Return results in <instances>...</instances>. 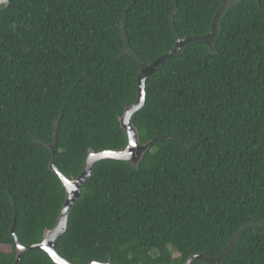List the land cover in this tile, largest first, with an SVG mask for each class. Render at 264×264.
Returning a JSON list of instances; mask_svg holds the SVG:
<instances>
[{
    "label": "trees",
    "instance_id": "1",
    "mask_svg": "<svg viewBox=\"0 0 264 264\" xmlns=\"http://www.w3.org/2000/svg\"><path fill=\"white\" fill-rule=\"evenodd\" d=\"M168 55L132 119L149 150L95 165L57 251L264 264V0H0V264L17 262L13 231L31 247L57 226L54 164L77 179L91 153L127 148L142 70Z\"/></svg>",
    "mask_w": 264,
    "mask_h": 264
},
{
    "label": "water",
    "instance_id": "2",
    "mask_svg": "<svg viewBox=\"0 0 264 264\" xmlns=\"http://www.w3.org/2000/svg\"><path fill=\"white\" fill-rule=\"evenodd\" d=\"M182 45L184 44L180 43L178 48L181 49ZM179 49L175 53H178ZM169 56L170 55L163 57L162 59L158 60L154 65L146 67L142 70V73L139 77V98L133 106L129 107L126 110L124 116L120 120L122 127L124 128V130L126 131L129 137V144L125 150L91 153L86 161L82 174L77 179H71V180L68 179L64 174L59 172V170L55 167L54 164V170L58 173L60 179L62 180L63 186L66 190V201L62 209L59 222L54 229L45 232L42 243L31 247L23 246L20 240L18 239V237L16 236L15 231H13L17 243V262L15 264H19L24 253L36 249L45 251L55 264H72L68 260L64 259L58 253L56 245L58 240L68 231L69 218L74 206L76 205L77 202H79V200L82 197V188L84 184L91 178L95 165L101 161L104 160L124 161L131 163L134 166H137L141 163L145 153L149 150L151 144L148 145L141 144L139 138V132L133 126L132 119L136 113H138L144 108V105L146 103V78L150 74L155 72L158 66L160 65V63L165 59H167ZM53 152L55 154V150H53ZM203 259H205L204 256L195 255L191 257L186 264H193L196 260H203ZM92 264H112V263L94 262Z\"/></svg>",
    "mask_w": 264,
    "mask_h": 264
}]
</instances>
